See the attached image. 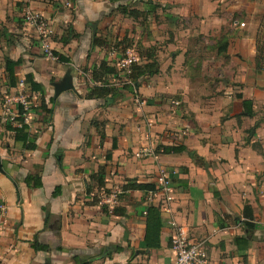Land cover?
Wrapping results in <instances>:
<instances>
[{
    "label": "crops",
    "instance_id": "obj_1",
    "mask_svg": "<svg viewBox=\"0 0 264 264\" xmlns=\"http://www.w3.org/2000/svg\"><path fill=\"white\" fill-rule=\"evenodd\" d=\"M159 1L0 0V201L7 206L0 221V264L171 263L178 231L203 244L206 264H264V65L258 66L257 54L264 22L255 17L262 9L245 0L240 9L222 5L217 14L208 0L186 6L184 0H174V6ZM26 8L53 23L55 59L24 24ZM137 21L148 28L144 47L174 35L157 56L159 75L142 77L130 89L120 74L113 80L114 97L89 99L96 83L86 69L107 61L121 72L125 52L118 44L140 34ZM211 29L224 35L218 42L228 44L226 52H219ZM8 59L20 61L15 87ZM201 69L212 89L208 82L203 89L194 85L193 72ZM67 78L73 88L55 98V85ZM21 81L36 105L29 123L35 149H25L7 129V100L21 92ZM172 97L180 106L171 105ZM42 100L51 115L42 111ZM244 101H252V117L244 113ZM254 125L252 137L246 131ZM174 146L185 151L161 149ZM103 169L100 188L96 176ZM163 170L171 176L174 200L159 209L160 247L149 249L145 215L153 205L146 190L125 187L156 184ZM31 177L40 178L42 187L29 186Z\"/></svg>",
    "mask_w": 264,
    "mask_h": 264
},
{
    "label": "trees",
    "instance_id": "obj_2",
    "mask_svg": "<svg viewBox=\"0 0 264 264\" xmlns=\"http://www.w3.org/2000/svg\"><path fill=\"white\" fill-rule=\"evenodd\" d=\"M129 40H123L121 43L118 45L123 46V52L127 51V45L124 46L125 43L128 44ZM95 47H100L101 41L100 39H95L93 42ZM219 52L223 53L227 51L228 44L218 42L217 45ZM258 51L260 52V48H258ZM54 56H58V53L55 52ZM153 58V57H151ZM59 61L61 62H68V59L65 58L63 55H59ZM20 64V61L14 62L12 60H7L6 61V70L8 72V78L10 82L11 87H15L19 82H17V77L16 75V68ZM87 70V75L90 77V79L96 83V86H94L91 89L90 94L87 96L89 99H108L109 97H114L116 95V88L114 87V82L113 80L117 79V77L120 76V74H124L126 77H128V80L130 81V86L126 85L125 87H130V89H133L132 85H137L139 79L142 77L146 76H155L159 74L160 71V65L153 59L152 61L149 62H139L132 64L130 71V74H126L125 70L117 71V69L113 66H111L107 61H102L101 64L93 69H86ZM40 86L33 84V89L35 90H40ZM244 107V113L250 117L253 116V106H252V101H244L243 103ZM42 111L44 112L45 115H51L52 110L51 108L46 105L45 101L42 100L41 104ZM15 121L17 123H20L21 126H15L14 123L7 122V129L11 132L14 133L15 135V140L17 143H22L24 145L25 149H35V144L31 141L30 139V134H29V125L24 123V118L22 114V110L20 109L19 115L15 118ZM258 128V125H256L253 128L254 130ZM116 142V141H115ZM116 143L113 144V149H115ZM163 153L166 154H171V153H181L185 151V148L183 147H163L161 148ZM111 159V151L107 155V160ZM92 178H95V176ZM97 183L100 188L105 186V180H104V169L99 173V176H96ZM31 181H28V185L31 187H37L40 188L42 187L41 179L36 178V177H31ZM34 182V184L32 183ZM155 184H137V183H131L129 186L125 187V190H142V191H150L155 189ZM58 191H56L55 194L58 195ZM114 213L118 214V209H115ZM146 222H147V231H146V239L145 242L148 246L149 249H158L160 247V235L161 231L163 228V222H162V217H161V212L158 208L156 207H149L146 211ZM245 217L247 219L246 226L248 229H254V224L252 222L253 220V215L251 213V210L249 207L245 208ZM36 250L38 249H45L43 246H34Z\"/></svg>",
    "mask_w": 264,
    "mask_h": 264
},
{
    "label": "built area",
    "instance_id": "obj_3",
    "mask_svg": "<svg viewBox=\"0 0 264 264\" xmlns=\"http://www.w3.org/2000/svg\"><path fill=\"white\" fill-rule=\"evenodd\" d=\"M23 19L24 24L28 27V29L33 30L36 33L38 40L42 45L44 54L51 59H55L53 49L51 47L52 37L55 34L53 23L41 14L31 10L25 13ZM241 26L243 27L244 24H241ZM135 63L136 61L134 59L126 58L121 62V68L125 70L126 74H130V68L132 64ZM19 87L21 88V92L17 96L7 100L5 117L6 121L14 123L15 126L20 127L21 124L15 121V118L20 113V109L22 110L24 123L29 125L33 107L35 108L36 105L29 100L28 95L25 93V85L23 81L20 82ZM140 102L141 101L138 100V103ZM175 105L179 106V103L177 102ZM155 186V189L146 192L147 203L158 209H168L174 200V189L171 176L167 171L163 170L160 172ZM101 195L104 198L108 196L106 193H102ZM106 202H109L108 204H113L110 200ZM6 212V204L0 201V221ZM171 245L175 254V260L174 262L165 264H206L207 255L203 244L189 240L183 232L178 231L173 236Z\"/></svg>",
    "mask_w": 264,
    "mask_h": 264
},
{
    "label": "rangeland",
    "instance_id": "obj_4",
    "mask_svg": "<svg viewBox=\"0 0 264 264\" xmlns=\"http://www.w3.org/2000/svg\"><path fill=\"white\" fill-rule=\"evenodd\" d=\"M181 0H178V2H180ZM185 1V3H183V6H186V5H189V4H192L191 2H192V0H184ZM161 2V3H160ZM175 2L176 1H174V0H160L159 1V3L161 4V5H165V6H167V5H173L174 6V4H175ZM208 2L211 4V5H215L216 6V8H217V14L218 13H222V11H223V7H222V5H224V7L226 6V7H233V6H235V7H233V8H236V9H240V7L241 6H243L244 5V3H245V0H223V2H221V0H208ZM230 2H232V6H230ZM247 2H249L250 4H252V5H254V6H256L258 9H262V14H256V18H257V22H264V0H247ZM181 4V3H180ZM179 4V5H180ZM29 10H31V9H25V11H24V14H23V17L22 18H24V15H25V13L27 12V11H29ZM31 11H33V10H31ZM34 12H36V11H34ZM36 13H38V12H36ZM220 15H222V14H220ZM232 19H233V17H230V20L232 21ZM234 19H237L238 20V15L237 16H235L234 17ZM198 21V20H197ZM138 23H139V28L141 29L140 30V34H136V37L134 38V39H129V41H128V44L127 43H125L124 44V46H126L127 45V51L125 52V55L123 56V58H122V60H125L126 58H131V59H134L135 61H136V63H139V62H149V61H152L153 59H155V61L157 60V62H158V58H157V56H159V52L160 51H164L163 49V42L164 41H166V42H169V40L170 41H173L174 40V35L172 34H168V35H165V38L162 40V41H159V42H157V44L156 45H154V46H152L153 48L151 49L150 47H144L143 46V40H144V35H146L147 33H148V28L146 27L145 28V21H137ZM192 23V22H191ZM191 23H190V25H191ZM193 24V23H192ZM189 24H186V26H188ZM191 28H192V26H191ZM163 32V31H162ZM213 32V33H212ZM221 31H218V33H216V30H210V33H209V36H212V34H213V36L215 37V39L214 40H216L217 42L219 41V40H221V38L223 39L224 38V35H221L220 37H218V35H219V33H220ZM204 36L201 34L198 38L200 39V38H203ZM208 41H210V40H204L203 42H204V44L206 43V46L207 47H211L212 46V44L213 43H211V42H208ZM208 42V43H207ZM258 47L260 48V52L259 53H257L258 54V66H262V65H264V32H262V34H261V36L258 38ZM212 52L209 50L208 52H205V54L210 58V56L212 55L211 54ZM215 55V54H214ZM151 57H153V58H151ZM159 63V62H158ZM223 63L224 62H222L221 63V66H223ZM159 65H160V63H159ZM226 65V64H225ZM210 66V65H209ZM161 69V68H160ZM201 72H202V69L201 70H196V71H194L193 72V74L195 75V78H196V81H195V83H194V85L196 86V87H198V88H201V89H203L201 86H204L205 85V83L206 82H208L209 83V88H213L214 87V85L212 84V82L210 81H207V78H205V79H203L202 77H201ZM159 73H160V71H159ZM198 73H200V74H198ZM159 75V74H158ZM155 76H157V75H155ZM152 77H154V76H152ZM166 80V79H165ZM127 82H129L128 84H130V81L129 80H127ZM133 87H136V85H132ZM213 86V87H212ZM234 86H235V88L238 90V91H240L241 89H242V86H241V84H234ZM239 95V94H238ZM139 95H138V93L136 94V100H140L141 102L140 103H137V104H139V105H142L143 103H144V101H143V99H141V97L143 96H141V97H138ZM215 97H217V96H215ZM239 97H242V95L240 94L239 95ZM169 101V100H168ZM170 102H171V105L173 106V107H178V106H176L175 104L178 102L179 103V106H180V104H181V102L180 101H176L175 100V98L174 97H172L171 99H170ZM263 111H264V108H263ZM259 112H260V110H259ZM255 126V125H254ZM254 126H253V128H254ZM257 129V128H256ZM256 129L254 130V132H253V129L252 128H250L249 130H247L246 131V133L247 134H249L250 136H252L253 137V135L255 134V131H256ZM206 252V251H205Z\"/></svg>",
    "mask_w": 264,
    "mask_h": 264
},
{
    "label": "water",
    "instance_id": "obj_5",
    "mask_svg": "<svg viewBox=\"0 0 264 264\" xmlns=\"http://www.w3.org/2000/svg\"><path fill=\"white\" fill-rule=\"evenodd\" d=\"M73 88L70 78L65 79L61 83L55 85V98H57L61 93Z\"/></svg>",
    "mask_w": 264,
    "mask_h": 264
}]
</instances>
